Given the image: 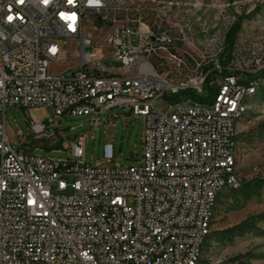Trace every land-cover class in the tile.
<instances>
[{"label": "built area", "instance_id": "2783aa9c", "mask_svg": "<svg viewBox=\"0 0 264 264\" xmlns=\"http://www.w3.org/2000/svg\"><path fill=\"white\" fill-rule=\"evenodd\" d=\"M116 9L115 0H0V264H190L216 183L238 188L240 176L225 164L237 85L220 82L215 112L189 103L155 108L167 92L203 94L206 78L189 85L155 70L151 52L170 38L128 17L117 21ZM92 19L102 22L98 56L94 33L83 31ZM63 40L79 50L78 65L52 74L51 62L72 52ZM9 107L50 108L46 122L28 118L32 133L49 139L55 118L86 116L93 127L106 112L127 109L145 120L141 160L113 165L106 141L102 161L89 165L87 134L68 143L71 159L15 151Z\"/></svg>", "mask_w": 264, "mask_h": 264}, {"label": "rangeland", "instance_id": "374dc122", "mask_svg": "<svg viewBox=\"0 0 264 264\" xmlns=\"http://www.w3.org/2000/svg\"><path fill=\"white\" fill-rule=\"evenodd\" d=\"M115 2L117 9L111 17L117 21L128 17L151 34L170 38L169 45H156L151 52L149 61L155 70L171 79L184 78L197 84L206 78L203 94L167 92L155 101V108L164 111L169 105L186 101L209 108L216 94L215 81L223 75L233 76L248 89L241 101L244 113L236 124L235 173L241 178L240 187L217 196L210 232L195 264H264V0ZM101 25L99 19H92L83 26L84 32L95 35L91 49L95 56L100 54L95 45L101 38ZM60 43L66 50L74 45L65 40ZM76 53L79 50L73 47L71 53L55 59L49 72L56 74L76 67ZM103 64L120 66L110 60ZM245 74H254L255 78L245 83ZM52 116L50 108H7L5 127L12 148L45 158L71 159L68 143L87 134L84 161L89 165L102 161L106 141L113 144V165L127 167L135 164V158L141 160L145 120L127 109L106 112L93 127L86 116L58 117L46 126L48 132L55 133L54 137L35 136L28 118L42 123ZM244 221L249 224L247 233L223 244L218 232Z\"/></svg>", "mask_w": 264, "mask_h": 264}, {"label": "bare ground", "instance_id": "6f19581e", "mask_svg": "<svg viewBox=\"0 0 264 264\" xmlns=\"http://www.w3.org/2000/svg\"><path fill=\"white\" fill-rule=\"evenodd\" d=\"M203 79H201V82ZM222 81H234V84L238 87V99L239 101L236 103V106H234V113L232 116V140L226 141V154H225V164H233V170L235 172V137H236V124L238 120L241 118L242 114L244 113V108L242 106V98L247 94L248 89L244 86L238 85L236 79L233 76L229 75H223L220 80L215 81L216 83V94L215 97L210 105L209 108H207V112H215L217 106L219 105V102H221L222 96H223V89H220V82ZM214 83V84H215ZM200 84V83H199ZM189 85H198L195 82H189ZM250 86V85H249ZM185 92V91H184ZM188 103L186 101L183 104ZM226 103H233V96H226ZM196 106H201L199 104H196ZM203 107V106H202ZM236 174V173H235ZM240 187V183H238V188ZM238 188H229V181L227 180H220V182L216 183L215 189H213V196L211 200L208 203V207H206V211L203 214V224L205 229V232L202 233L201 238H199V242L196 244L195 249V256L194 259H192L190 264H195L199 261L200 255H201V248L205 242L206 237L208 236L210 232V225L213 220V213L214 208L216 205L217 196L224 190L230 189H238ZM178 261H185V254H178Z\"/></svg>", "mask_w": 264, "mask_h": 264}, {"label": "trees", "instance_id": "16d2710c", "mask_svg": "<svg viewBox=\"0 0 264 264\" xmlns=\"http://www.w3.org/2000/svg\"><path fill=\"white\" fill-rule=\"evenodd\" d=\"M224 73H228V72L225 71ZM245 77L247 78V81H245V83H248V82H251L255 78V75L254 74H245ZM237 83L240 86H244L243 82L237 81ZM248 230H249V224H248V222L244 221V222H242L236 226H233L229 229L218 232V235L220 236V240L224 244V243L231 242L234 237L241 236L244 233H247Z\"/></svg>", "mask_w": 264, "mask_h": 264}, {"label": "snow or ice", "instance_id": "6c2138e0", "mask_svg": "<svg viewBox=\"0 0 264 264\" xmlns=\"http://www.w3.org/2000/svg\"><path fill=\"white\" fill-rule=\"evenodd\" d=\"M20 3H23V0H19ZM73 0H69V3H72ZM45 3H47V0H45Z\"/></svg>", "mask_w": 264, "mask_h": 264}]
</instances>
